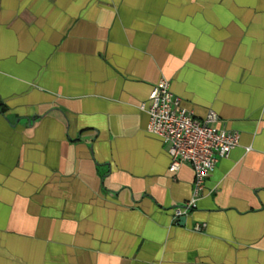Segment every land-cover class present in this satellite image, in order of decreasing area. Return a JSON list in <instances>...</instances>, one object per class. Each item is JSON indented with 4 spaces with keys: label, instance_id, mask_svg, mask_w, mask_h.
Returning a JSON list of instances; mask_svg holds the SVG:
<instances>
[{
    "label": "crops",
    "instance_id": "crops-1",
    "mask_svg": "<svg viewBox=\"0 0 264 264\" xmlns=\"http://www.w3.org/2000/svg\"><path fill=\"white\" fill-rule=\"evenodd\" d=\"M161 78L239 133L182 221ZM0 264H264V0H0Z\"/></svg>",
    "mask_w": 264,
    "mask_h": 264
},
{
    "label": "built area",
    "instance_id": "built-area-1",
    "mask_svg": "<svg viewBox=\"0 0 264 264\" xmlns=\"http://www.w3.org/2000/svg\"><path fill=\"white\" fill-rule=\"evenodd\" d=\"M148 100L146 130L167 143L169 171H177L184 162L193 171V197L173 208L172 217L176 221L195 207V198L205 179L211 174L216 161L226 157L238 144L239 133L217 127L214 111H209L203 118L195 117L172 93L166 78L159 79L151 87ZM203 226L197 223L192 230L201 231Z\"/></svg>",
    "mask_w": 264,
    "mask_h": 264
},
{
    "label": "water",
    "instance_id": "water-1",
    "mask_svg": "<svg viewBox=\"0 0 264 264\" xmlns=\"http://www.w3.org/2000/svg\"><path fill=\"white\" fill-rule=\"evenodd\" d=\"M178 219H179L180 221H182V220H184V217H179Z\"/></svg>",
    "mask_w": 264,
    "mask_h": 264
}]
</instances>
